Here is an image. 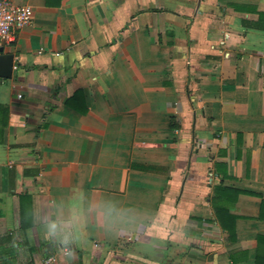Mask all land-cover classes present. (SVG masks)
Segmentation results:
<instances>
[{
    "label": "crops",
    "instance_id": "obj_1",
    "mask_svg": "<svg viewBox=\"0 0 264 264\" xmlns=\"http://www.w3.org/2000/svg\"><path fill=\"white\" fill-rule=\"evenodd\" d=\"M11 1L33 21L3 47L0 255L264 264V0ZM74 187L151 222L50 241L32 210Z\"/></svg>",
    "mask_w": 264,
    "mask_h": 264
},
{
    "label": "clouds",
    "instance_id": "obj_2",
    "mask_svg": "<svg viewBox=\"0 0 264 264\" xmlns=\"http://www.w3.org/2000/svg\"><path fill=\"white\" fill-rule=\"evenodd\" d=\"M32 217L47 239L61 245L86 243L92 222L109 233L135 231L151 222L148 213L124 206L112 195L93 198L79 187L53 200L47 210L34 207Z\"/></svg>",
    "mask_w": 264,
    "mask_h": 264
},
{
    "label": "built area",
    "instance_id": "obj_3",
    "mask_svg": "<svg viewBox=\"0 0 264 264\" xmlns=\"http://www.w3.org/2000/svg\"><path fill=\"white\" fill-rule=\"evenodd\" d=\"M32 21L31 7L16 5L11 0H0V48L13 43L16 31L30 26Z\"/></svg>",
    "mask_w": 264,
    "mask_h": 264
},
{
    "label": "water",
    "instance_id": "obj_4",
    "mask_svg": "<svg viewBox=\"0 0 264 264\" xmlns=\"http://www.w3.org/2000/svg\"><path fill=\"white\" fill-rule=\"evenodd\" d=\"M14 70V55L0 48V78L11 79Z\"/></svg>",
    "mask_w": 264,
    "mask_h": 264
},
{
    "label": "trees",
    "instance_id": "obj_5",
    "mask_svg": "<svg viewBox=\"0 0 264 264\" xmlns=\"http://www.w3.org/2000/svg\"><path fill=\"white\" fill-rule=\"evenodd\" d=\"M0 261L2 264H16L14 256L9 253L0 255Z\"/></svg>",
    "mask_w": 264,
    "mask_h": 264
}]
</instances>
